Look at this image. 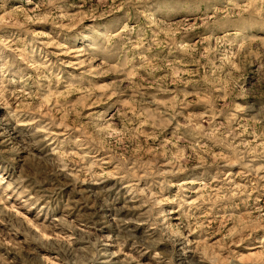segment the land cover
<instances>
[{
	"label": "rangeland",
	"instance_id": "374dc122",
	"mask_svg": "<svg viewBox=\"0 0 264 264\" xmlns=\"http://www.w3.org/2000/svg\"><path fill=\"white\" fill-rule=\"evenodd\" d=\"M0 264H264V0H0Z\"/></svg>",
	"mask_w": 264,
	"mask_h": 264
}]
</instances>
